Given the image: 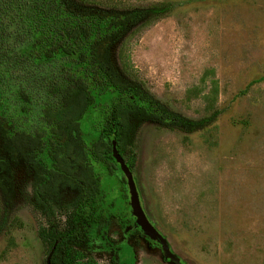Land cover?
I'll use <instances>...</instances> for the list:
<instances>
[{
    "label": "rangeland",
    "instance_id": "1",
    "mask_svg": "<svg viewBox=\"0 0 264 264\" xmlns=\"http://www.w3.org/2000/svg\"><path fill=\"white\" fill-rule=\"evenodd\" d=\"M73 1L99 9L168 3L167 13L108 44V59L122 78L184 116L218 112L212 123L188 132L137 116L117 125L120 155L125 163L133 157L141 207L176 262L134 226L125 178L113 159L111 174L95 161L92 167L106 205L119 216L102 228L84 227L88 243L74 264H264V0ZM5 96L4 112L17 111L18 102ZM113 96H95V107L65 136L59 153L75 173L83 142L111 138L100 130L96 110ZM32 111L18 123L36 126ZM1 127L0 264H44L38 232L45 223L32 170L9 149ZM76 199V188L57 184L52 205L60 228ZM132 229L140 233L129 237Z\"/></svg>",
    "mask_w": 264,
    "mask_h": 264
},
{
    "label": "trees",
    "instance_id": "2",
    "mask_svg": "<svg viewBox=\"0 0 264 264\" xmlns=\"http://www.w3.org/2000/svg\"><path fill=\"white\" fill-rule=\"evenodd\" d=\"M169 9L168 3L99 9L73 0H0V117L6 125L0 126L1 134L9 149L32 170L34 200L45 223L38 236L46 254L50 252V264H74V254L84 251L88 243L84 227L102 228L119 216L106 205L92 167L95 161L112 173L110 141L118 138L117 125L137 116L188 132L216 118L217 111L190 118L170 109L140 83L122 78L108 59V44ZM7 93L18 102L17 111L1 108ZM107 93L114 94L113 98L96 111L100 130L111 138L83 142L75 173L59 150L68 130L78 126L89 107H95V96ZM34 109L36 126L18 123L21 115H32ZM115 146L120 153L118 142ZM132 158L126 162L129 169ZM59 182L77 190L62 228L52 205ZM139 233L132 229L128 235ZM68 247L70 262L64 256Z\"/></svg>",
    "mask_w": 264,
    "mask_h": 264
},
{
    "label": "water",
    "instance_id": "3",
    "mask_svg": "<svg viewBox=\"0 0 264 264\" xmlns=\"http://www.w3.org/2000/svg\"><path fill=\"white\" fill-rule=\"evenodd\" d=\"M110 150H111L112 158L118 164L119 169L122 172L123 177L125 178V184L128 190V204L130 207V213L134 217L135 224L139 227L143 235H145L149 240L155 241L159 244L164 258L176 262L172 253L169 251L167 243L165 242L164 238L152 226V224L149 222L148 218L146 217L139 201L138 192L135 186L134 179L132 177L131 170L123 160L120 153L117 151L115 146V140L113 139L110 141ZM49 257H50V252L45 255L44 264H50Z\"/></svg>",
    "mask_w": 264,
    "mask_h": 264
},
{
    "label": "flooded vegetation",
    "instance_id": "4",
    "mask_svg": "<svg viewBox=\"0 0 264 264\" xmlns=\"http://www.w3.org/2000/svg\"><path fill=\"white\" fill-rule=\"evenodd\" d=\"M32 179H33V178H32ZM32 191H33V190H32ZM134 226H135V227H138L136 224H134ZM143 236H145V235H143ZM145 237H146V236H145ZM150 241H151V240H150ZM154 242H155V241H154ZM156 243H157V242H156ZM157 244H158V243H157Z\"/></svg>",
    "mask_w": 264,
    "mask_h": 264
}]
</instances>
